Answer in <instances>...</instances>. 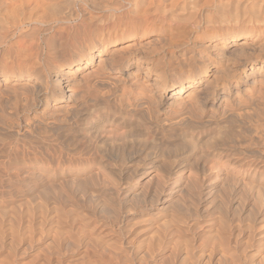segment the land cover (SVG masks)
Segmentation results:
<instances>
[{
  "label": "rangeland",
  "instance_id": "1",
  "mask_svg": "<svg viewBox=\"0 0 264 264\" xmlns=\"http://www.w3.org/2000/svg\"><path fill=\"white\" fill-rule=\"evenodd\" d=\"M78 26L105 42V51L129 56L125 63L133 67L121 64L106 71L97 56L75 74L74 66L81 59L73 42ZM181 47L194 50L204 68L203 78L218 93L214 99L228 95L214 107L198 109L184 97L187 92L173 101L170 85L179 75L174 67L156 72L155 80L154 72L145 77L135 69L180 57ZM56 75L66 83L64 93L57 90ZM98 97L107 98L109 104L93 100ZM84 112L93 123L104 116L123 122L117 129L119 139L112 138L116 142L100 144L102 160L109 159V167L121 178L78 188L70 179L76 172L80 143L90 145V136L79 138L90 124H79L75 115ZM184 116H188L185 120L230 116L245 122L250 129L245 131L247 138L261 132L249 142L248 153L264 156V0H0V208L10 202L15 207L8 211L15 221L5 225L6 232L18 226L23 230L10 250L8 241L0 242V264H189L180 258L185 248L198 252L213 245L210 261L200 258L194 264H264V169L253 176L250 171L242 180L177 181L165 184L157 194L155 180L144 185L126 177L143 159L138 168L160 173L157 165L167 163L160 149L175 142L177 133H190L176 126L179 132L170 135L165 128ZM232 126L237 133L239 128ZM156 127L157 134L152 131ZM132 130L142 136L130 135ZM145 138L156 142H152L154 150L152 143L150 152L147 149L153 152L150 158L141 151ZM95 145L91 152L98 151ZM116 149H126L125 163L111 158ZM183 151L177 162L196 159L209 166L216 159L204 150L206 158L196 150ZM16 162L57 173L51 182L61 190L63 211L50 210L47 221L55 222L59 214V226L43 224L44 217L41 222L44 213L37 207L41 182L12 178L14 172L8 167ZM236 169L233 172H245ZM103 199L109 202L106 212L99 206ZM221 203L224 213L215 207ZM221 214L225 227L210 231L217 228ZM179 216L186 222H180ZM28 221L33 224L30 229L25 227ZM54 237L61 239L59 244Z\"/></svg>",
  "mask_w": 264,
  "mask_h": 264
},
{
  "label": "bare ground",
  "instance_id": "2",
  "mask_svg": "<svg viewBox=\"0 0 264 264\" xmlns=\"http://www.w3.org/2000/svg\"><path fill=\"white\" fill-rule=\"evenodd\" d=\"M147 14H149V13H147ZM73 35H74V39L72 38L73 42L77 46V48H76L77 52H78L77 56L81 57V59L74 66L73 72L75 74H77V72H79L81 69L86 68L89 64V61L94 60V58L97 56H98L97 58H99L98 59V65L105 70L116 68L117 66H120L121 64H124L127 67L132 66V64L129 62L125 63V61L128 59L129 56H126V55L123 56L121 54L122 56L116 57L110 51L109 52L105 51V48L107 50V47L104 45L105 42L97 41L88 31L85 30V28L83 26L76 27L75 33ZM183 40H182V42H183ZM73 42H71V43L73 44ZM174 44H175V42H174ZM179 45H180L179 43L176 44V46H178V47H179ZM181 50H182V52H181L180 57H178V55H176V56L174 55V57H171L168 60L162 59V61L158 62L156 65L155 64H152V65L146 64L145 66L135 65V69L137 71H140L142 73V75H144L145 77H149V73L154 72L156 74V72H159V71L166 72L167 71L166 68H172L173 69V67H174L175 70H179L178 71L179 75L177 76L176 80H174V82H172V84L170 85L171 97H173V101H176V98L178 99L182 94L187 92L184 95V97L191 99L194 106H196L198 109H201L203 111V107L206 105H209L210 108L214 107L219 98H223V97H226L228 95L223 94V96L216 97V99H214V95L217 96L218 93L215 92V90H213L215 87L213 84H211L212 82L205 81V79L203 78L204 68H203L201 62H198V60L196 59V55H195L194 50L186 48V47H184V48L181 47ZM188 50H190L189 52H191V53L187 54ZM128 52H130L129 49H128ZM134 53H138V52H134ZM141 69H145L146 71L144 70L142 72ZM180 70H182V72ZM157 74H156L155 78H153V80H155L156 77L159 75V74L158 75ZM61 81L62 80L59 78V75H56L54 82L59 83L57 86V90H60L61 93H64V88H65L66 83H61ZM152 84L158 86L157 82H152ZM186 88H187V90L183 91V89H186ZM176 93H177V95H176ZM92 94H90V95H92ZM173 94H175V95H173ZM83 95H85V94H83ZM96 97H97V93H96ZM99 99L102 100L104 103L109 104V100L107 98H104V97H100V98L98 97V98L93 99V100L98 101ZM59 100H61V99H59ZM100 100H99V102H100ZM138 106H139V104H138ZM118 108H120V107H118ZM126 109H128V108L126 107ZM133 111H136V110L133 109L132 112ZM119 112H121V111H119ZM119 112H117L116 114H118ZM149 112H151V111H149ZM125 113H129V112H125ZM142 114H143V112H142ZM193 115L194 114H192V116ZM99 116H100V114H99ZM75 117L78 119L77 121L80 122V123L78 122L79 124H82V122H85V121H86V124H90L88 126L87 130L84 131V133H82L79 137V138L82 137V139H83V137L90 136V139L87 138L88 142H90V145L89 146L85 145L86 143H84V142L80 143V145L78 147V156H77V158L75 157L76 158V167H75L76 172L73 174L70 181L72 183H74L75 185H77V187L79 188V187H85L88 185H96L100 182L108 181V179H112L114 177H117L119 179V177H120L119 175L121 173H118L117 171H115V169H113V168L111 169L109 167L110 163L108 161L109 160L108 157H107L108 160H105V159L102 160V158L105 156L102 153L103 150L100 151V149H101L100 144L103 146V143L104 144L109 143V141L110 142H116L119 139L118 134H117V129L119 128V126L123 122H121L119 120L120 119L119 117H117L116 119H115V117H112L114 119L113 120V119H110L109 116H104L103 118H101V117L97 118V119H99L98 122L93 123V120H89V114L86 112L76 113ZM185 117L188 118V116H184V119H182V120L179 118L180 122L178 121L179 120L178 119L176 121V123H175V121H174V123L171 122L172 124H169L168 128H165V130L168 131L170 135L171 134L174 135V132L177 131L178 128L176 129V126H178L181 130H183V132H185V131L187 132L188 130H190V133L188 132V135L187 134L183 135L181 133H177L175 135L176 139H177L175 142L170 143L169 146L166 143L167 147L165 145V148H162L164 146H160V148H162L160 150L162 153H164L163 155H164V158L167 162L166 165L165 164L157 165V167L160 168V170H161L160 173L159 172H148L145 169V167L138 168L141 166V164L143 165L144 162L146 161V159L145 160L143 159L142 161L139 162V164H137L135 166L134 169H132L130 172L125 174L126 177L129 178L128 180H130V179H132V180L135 179V181L140 180L141 182L143 181L144 185L146 182L155 180L156 184H153V186L155 185V187L153 188V191L155 194H157V193H161L162 191H164L165 184L173 185L177 181H184L185 183L189 182V183L194 184L195 182H201V181L208 180V179H216V180L218 179V180H223V181L224 180H226V181L235 180V179L242 180V179H245L251 173L250 171H253L252 172V176H253V175H255L256 172L264 169V156H259V155L254 156V154L248 153L250 151V145H251V144H249V142L253 141V138H255V134H256V136H258L259 134L261 135L260 131H259L260 133H258V134H257V132L255 133V131H254V133H255L254 137L251 136L250 138L252 140H250L249 137L248 138L246 137L247 135L245 132L246 130H247V132H249L248 130H250V129L247 128V126H249V125H245L246 124L245 122L238 121L237 119L236 120L232 119L230 116H224L223 118L221 117L220 119H215V118L209 119V118H207V120H204L203 117H199V118H197V120H194V119L193 120H187V119L185 120ZM143 119H146V118L143 117ZM229 124H231V126H228ZM232 124L236 125L235 127L239 128L238 130L236 129L238 131L237 133H234L232 131V129L229 128V127H233ZM137 126H139V125H137ZM137 126L135 125L136 129H139ZM131 129H133V128H131ZM131 129H130V131H131ZM76 130H78V128H76L75 130L73 129V131H75V134H76ZM79 131H80V129H79ZM152 131H153V133L157 134L158 133L157 127H156L155 131H154V129ZM144 132H146V131H144ZM177 132H179V131H177ZM250 132L252 133L253 131L251 130ZM147 133H148V131H147ZM137 134L142 136L140 134V132L136 133L133 130L130 133V135H132V136H138ZM142 134H143V132H142ZM160 135H163V134H160ZM262 136L264 138V134ZM168 137L172 138L171 136H168ZM241 137H243L241 139L242 141L239 140ZM112 138H117V140L113 141ZM152 138H154V137H152ZM152 138H147V139L145 138L144 139L143 149L141 150L142 152L148 153V150L150 148H153V150H154L153 143H156V142H153ZM82 139H80L81 142H82ZM256 139H259V138H256ZM237 141L239 142V144L241 146L238 145V143L236 145ZM151 143H152L153 147H151L149 145ZM244 143L246 144V146L242 147V144H244ZM94 144H96L95 146L99 149H98V151H97V149H94V151L91 152L94 148V147L92 148V146H94ZM98 144H99V147H98ZM158 144H162V143L159 142ZM149 146H150V148H149ZM91 148H92V150H91ZM195 148H197V149H195ZM157 149H158V147H157ZM184 149H190V151L196 150L197 153H200L201 157H203V150H204V151H207V153H205L206 156L210 155L211 157L213 156L216 159H214L213 161L211 159L212 163L209 166L204 165L203 162L197 163L196 159L190 160V161L187 160L186 163L177 162L175 160V159H177L176 156L181 154V152ZM150 150H149V152H150ZM124 151H126V149H123V150L121 149L119 151L116 149V151H115L116 154L115 155L111 154L112 155L111 158L116 159V161H118V163L119 162L125 163L124 160L126 159V157H125ZM214 151H215V153H213ZM186 152H188V151H186ZM126 153H127V151H126ZM152 153L151 154L148 153L149 158H150V155H152ZM2 154H3V152H2ZM17 156H18V154H17ZM146 156H147V154H146ZM19 158L20 157H18V159ZM203 158H206V157H203ZM3 159H4V157H3ZM113 161L111 163H113ZM8 166L9 165H7V167ZM186 166H189V168L186 169V171H184V168ZM111 167H112V165H111ZM8 168L11 170L10 172H14L13 176H11V177L15 178L16 181L20 178L21 180L24 179L26 181H36V180L38 181L39 180L41 182L42 188H41V190H39V189L37 190V192L40 191L39 195H38L40 197V201L38 202L37 207H40V209L42 210V213H44L43 216H40V217H42L41 222H43V217H44L43 224L51 223V224H54L56 226H59V224L61 222V220H60L61 218H60L59 214H57L58 216L56 217L55 222L54 221L52 222V219H49L50 222L47 221V219H48L47 215L49 214L48 212L50 210L59 209L60 211H63L61 206H60V202H61L60 200L63 198V195L60 194L61 190H60V188H57L59 186H57V185L55 186L51 182V181H54L53 177H55V175L57 173L54 172L53 170L49 169V168H46V169L44 168L45 170H41L40 168L35 167V169H33L31 167H26L25 165H22V164L20 165L17 162H16V165L14 164L13 166L8 167ZM236 168H241V169L245 168L244 169L245 172L241 171V173H243V174H238L237 172H233V169H236ZM141 169H142V171H141ZM236 171L240 172V170H237V169H236ZM4 172H6L7 177H10L9 176L10 173L8 174L9 171L7 172V170H6V165H5V171ZM1 175H2V173H1ZM168 181H170V182L168 183ZM42 182H46V183L42 184ZM34 187H37V183H36V186H34ZM60 187L62 188V186H60ZM53 189L55 192H53ZM56 189L57 190L59 189V191H57ZM84 189H87V188H84ZM261 189L263 190V187L262 188L260 187V189L258 188V190H261ZM96 196H97V194H96ZM261 196L262 195L258 194V199L260 197V202L263 200V197L261 198ZM258 199H257V202H258ZM101 200H102V198H101ZM101 200H100V202H101ZM174 200L175 199H172V202L176 203V201H174ZM101 203L102 204L99 205L101 211L102 212L108 211L107 210L108 209L107 204L109 202L106 203V202H104V199H103V202H101ZM50 205H52V206H50ZM209 205L210 204H208L205 208H207ZM261 205H263V204L261 203ZM7 206H9V207H7ZM7 206H6L7 208L6 207L0 208V242H3V240L8 241V243H10L9 247H8L10 250L11 246L13 245V242H15L16 238H18L19 232L23 231V230L18 229L19 226L16 227L14 229V231H12V229H9L8 232H6V230H4L5 225L11 224L9 222H11L12 220L15 221V216H13L12 213L8 212V211H15V207L12 205V202H10ZM224 206H225V204H224ZM215 207L218 210H220L219 211L220 213H224L225 209L223 207V203L216 205ZM110 209H112V208H110ZM117 209H118V207H117ZM178 209H175V210H178ZM26 210L29 212L31 209H30V207H27ZM181 216H179L177 219L180 222L185 223L186 220L183 219V217L180 218ZM6 217H8V221H7V219H5ZM215 223L217 225V228H216V226L214 227V229L209 228L210 231L215 230L217 232L218 231L220 232V229L225 227V225H226L225 216L221 214V216L218 217L217 222H215ZM32 226H33V224L30 223V221H28L27 224H25L26 229H30ZM100 226H103V224L101 223ZM10 228H12V227L10 226ZM104 229H102V230H104ZM108 232H110V231H107L106 233H108ZM106 233H103V234H106ZM221 233H222V230H221ZM59 240H61L59 237H54L53 241L55 242V244H59ZM56 247H59V245L58 246L56 245ZM56 247H54V249ZM56 250H57V248H56ZM214 251H215L214 245L210 246V249L198 251V252L194 251L193 247L185 248L183 253L180 254L181 255L180 258L183 261L189 262V264H194L195 261L197 262V260L198 259L200 260V258L201 259L206 258L204 262H208V261H210V258L213 255ZM220 256H225V253L220 252ZM101 259L102 258H100V260ZM97 260L99 261V259H97Z\"/></svg>",
  "mask_w": 264,
  "mask_h": 264
}]
</instances>
